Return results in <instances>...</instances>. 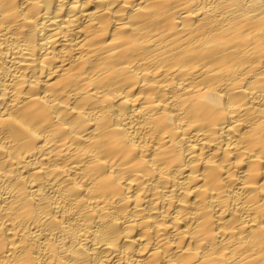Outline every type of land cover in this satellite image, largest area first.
<instances>
[{
	"label": "bare ground",
	"instance_id": "bare-ground-1",
	"mask_svg": "<svg viewBox=\"0 0 264 264\" xmlns=\"http://www.w3.org/2000/svg\"><path fill=\"white\" fill-rule=\"evenodd\" d=\"M0 264H264V0H0Z\"/></svg>",
	"mask_w": 264,
	"mask_h": 264
}]
</instances>
